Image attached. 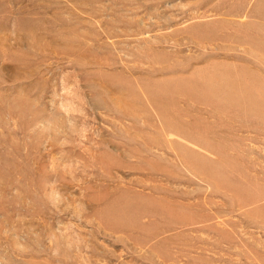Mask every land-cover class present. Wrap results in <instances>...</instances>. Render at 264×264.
<instances>
[{
	"label": "rangeland",
	"instance_id": "obj_1",
	"mask_svg": "<svg viewBox=\"0 0 264 264\" xmlns=\"http://www.w3.org/2000/svg\"><path fill=\"white\" fill-rule=\"evenodd\" d=\"M0 264H264V0H0Z\"/></svg>",
	"mask_w": 264,
	"mask_h": 264
}]
</instances>
